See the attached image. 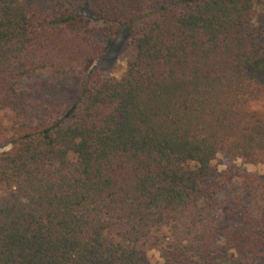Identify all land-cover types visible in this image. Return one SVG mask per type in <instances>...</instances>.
<instances>
[{
  "label": "trees",
  "instance_id": "16d2710c",
  "mask_svg": "<svg viewBox=\"0 0 264 264\" xmlns=\"http://www.w3.org/2000/svg\"><path fill=\"white\" fill-rule=\"evenodd\" d=\"M131 27L124 73L95 71ZM37 72L78 94L38 105ZM0 113V264H140L107 225L162 264L264 262V179L205 183L218 155L264 171V0H0Z\"/></svg>",
  "mask_w": 264,
  "mask_h": 264
},
{
  "label": "rangeland",
  "instance_id": "374dc122",
  "mask_svg": "<svg viewBox=\"0 0 264 264\" xmlns=\"http://www.w3.org/2000/svg\"><path fill=\"white\" fill-rule=\"evenodd\" d=\"M133 32V27L128 31H124L120 37L115 40H106V53L104 57L97 62L93 69L113 78H119L125 71L126 63L133 56V49L126 45L125 38ZM83 74H68L59 78L54 77L48 72H37L22 82V88L32 90L34 99L38 105L46 104L61 108L71 101L79 92L80 83ZM44 100H47L44 102ZM255 110L258 105L252 106ZM11 114L0 113V154L9 153L11 151V142L13 134L11 131ZM233 166L239 174L254 173L258 178L264 179L263 166L260 164H248L240 159L231 160L221 156H216L210 163V172L205 183L211 186L217 185L219 181L227 173V167ZM236 178L230 176L228 184H234ZM4 187L0 184V197L4 193ZM223 194V193H222ZM264 231V219H263ZM103 234L110 238L114 243L124 247H135L139 252L140 264H162L165 260V249L162 243L150 244L148 241L138 239L133 244L128 243L116 234L115 229L111 225H107ZM153 237H161L168 235V226H161L152 232ZM226 264H230L233 260L228 258L226 254ZM259 264H264L260 262Z\"/></svg>",
  "mask_w": 264,
  "mask_h": 264
}]
</instances>
